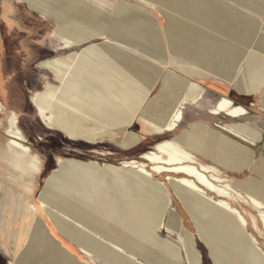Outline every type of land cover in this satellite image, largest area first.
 Segmentation results:
<instances>
[{"label": "rangeland", "instance_id": "obj_1", "mask_svg": "<svg viewBox=\"0 0 264 264\" xmlns=\"http://www.w3.org/2000/svg\"><path fill=\"white\" fill-rule=\"evenodd\" d=\"M81 1L91 7L87 9L88 11H99L100 16L96 22L106 23L112 27H117L121 24H132L135 20L141 18L155 23L159 28V33H157L162 39L161 44L160 42L157 44L161 47L159 49L156 48L158 45L153 42L151 37L144 39L143 37L139 38L138 35H129L131 37L127 36L128 39H125V41L127 40L126 42L137 46L136 50L138 52H134L129 47L121 49L117 46L121 41L111 34V36L104 35L90 44L67 50L65 49L67 39L59 33V19L39 14L23 0H1L0 105L5 108V112L0 121V205L4 206V209L0 211V264H25L26 261H29V258L25 261L30 251L27 244L22 246L19 258L15 257L17 251L16 236L19 233L18 227L21 224L19 208L31 206L33 208H29V211H33L32 215L35 216L33 218L36 219L40 215L36 207H41L40 199L47 180L54 171L60 169L59 160H76L84 163L97 162L100 165L112 164L115 166L131 160L144 162L142 157L146 153L155 151L158 144L181 138L186 143L182 149L194 155L196 164H203L213 168L226 180H239L251 185L255 181L258 186H264V102L261 101L258 95L251 98L235 94L231 86L223 79L212 78L207 75L197 77L178 73L197 87L194 89V98L185 95L174 100L175 110L180 109L183 111V120L179 124L180 127L178 126L174 133L168 134L166 127L171 125L172 115L170 118L162 120L163 134L150 133L140 123V116L143 111L151 103L156 102L162 87L164 74L167 70L176 71L174 66H172L175 65V61H184L179 56L185 59H196L199 63L207 64L206 66H210L211 71L214 73L211 74L215 76L220 75L219 77H230L237 80L243 79L249 70L248 63L252 58L262 56L258 54L259 51L256 46L259 42L258 39L262 40L264 38V8L257 7L256 0H214V2L222 6H230V10L236 12V17L244 16L243 19H246L248 23L253 24L256 28L255 31L253 30L252 36L250 35L249 43L244 48H242L245 44L243 39L239 40L237 36V38L232 37L235 39V42H232L241 44L242 49L239 51L234 49V52H238L241 55L235 61H231L229 56H226V53H219L220 47L217 40L213 44L209 37L206 38L205 34L213 30L208 28L210 27L207 21L208 16L193 10L192 8L195 6L192 7L190 5L185 9L183 4H177L175 9L177 12L181 10L180 8L185 9V12L181 15L176 14L183 19H203L198 24L192 22L193 26L196 24L205 35L204 39L199 37L198 42L194 38L184 37L183 33L175 32L174 29L176 27L173 18L175 13L172 12L174 7L169 10L167 9L168 7H165L157 0L151 2L147 0L149 3L141 0ZM120 5L127 7L123 11L124 14L121 15L118 13ZM189 8L190 10H187ZM78 15L80 18L85 19V14L80 13ZM225 16L228 17L227 14ZM176 24L179 23L176 21ZM193 26L184 25L183 27H186L187 32H194ZM130 29L139 30L138 27H131ZM213 32L215 33V31ZM218 35L221 36L220 38H227L224 32H218ZM136 38L139 40L135 41ZM175 43L178 44L176 49ZM210 44L214 47H211ZM235 44L234 48H237L238 46ZM97 45H113L125 52V56L136 57L143 61L147 60V54L152 56L159 55L158 58L166 55L164 62L169 66L163 68L152 92L145 98L146 100L144 99L142 108L140 107L134 116L129 117V119L126 118L123 123L124 116L121 114L116 117L118 121L115 120L114 116H111L106 123H100L106 128H102L99 125L97 130L84 134L83 140L72 141L61 132L47 129L38 115L35 105L38 97L45 98L47 105H54V100L46 95L45 84L50 81L56 87L62 89L56 73L45 69L44 65L49 60L51 61L61 56L66 57L72 53H82L86 51V48ZM177 53L179 56H177ZM261 59L264 60V58ZM263 85L264 81L257 92ZM262 89H264V86ZM224 98L233 101L237 106L243 107L246 115L240 119H232L227 114H222L219 117L213 115V110L217 103ZM12 112L16 114L18 126L26 138V141L21 144L29 148L28 152H24L22 148L14 147L9 143L11 139L6 132L8 119ZM51 115L58 118H67L62 111H59V113L53 111ZM82 115L86 116L84 113ZM79 126L82 128L86 127V125L80 123ZM253 135L258 136L259 140L254 138ZM134 137H138L139 140L128 143ZM200 145H206L210 149L209 156L200 153ZM219 147L222 148L220 152L218 151ZM3 149L6 153L2 152ZM35 161H38L39 171L34 170L33 164H35ZM146 169L151 171L152 166L147 164ZM168 175L172 174H155L154 177L155 180L162 183L165 190L163 201H165L167 207L163 214V221L168 224L170 219H174L177 225H172L170 229L152 228L150 233L152 240L150 242L134 234L125 222L124 225L119 220L121 214H123L122 209L116 204L121 197V192L119 191L122 188L124 197L126 195V198L142 204L144 203L143 198H139L137 195V188L139 187L128 183V181H123L121 185L111 173L104 175L106 179L105 185L104 187H102V184L100 185L95 204L88 206L87 204L93 203L90 200L85 201V204L78 201L74 202L79 205V213L82 216L77 218L72 215L70 218H80L79 220L76 219L78 221L76 222L77 226L79 224L77 229L92 238L97 245L108 249L107 243L111 242L119 247L127 248V251L124 252L116 253L115 251L114 255L110 252L115 259L122 258L119 264H189L186 249L188 242L191 243L193 251L199 257L200 264H235L241 253L237 251L232 253L231 248L235 246L234 243L231 242L229 246H222L217 237H208L207 234L209 232L206 229L212 219L205 215L202 225H197L189 210L174 193L173 187L168 181ZM95 178L85 179L82 190L87 191V193L92 192L94 185L98 181L97 177ZM230 187L235 191L233 195L244 196L243 199L241 197V202L238 200L233 201L232 207L245 216L248 221L245 232L255 238L256 247L264 252L263 224L262 222L258 223L261 229L260 233L254 231L249 215H253L258 220L259 213L252 205H248L250 202L252 204V200H256L263 204L264 207V199L256 198L245 187H237L235 185H230ZM51 196H53L51 200L46 197V202H54L52 201L54 198L61 199L64 204L68 203L66 201H72L70 200L72 196L69 193L64 194L57 190ZM204 196L213 203L218 201V198L210 192H206ZM73 199L76 198L73 197ZM244 199L251 200L248 202ZM246 201L248 203H245ZM54 204L58 205L57 202H54ZM54 204H49L48 207H51L54 212H60L58 208L61 205L56 208ZM96 206L100 210H93L92 207ZM42 211L44 210L41 208L40 213ZM40 216V222L49 230L48 235L51 243H48L51 248L47 247L51 251L54 247L63 251L66 249V251L73 253L77 257V261L80 264H116L115 261L110 263L108 259L96 257L91 252L92 257H87L80 253L75 243L55 230L51 220L44 212ZM89 218L95 224L93 229L86 227L87 223L84 222V220L87 221L86 219ZM63 219L65 222L61 221L64 224H70L66 217H63ZM88 223L93 224L92 222ZM31 229H33V226ZM78 243L81 244L82 248H85L81 242L78 241ZM207 243L219 245L220 247L216 248L221 254L212 252ZM30 252L33 253V251ZM228 252L230 253L229 255ZM22 258L24 260L19 261Z\"/></svg>", "mask_w": 264, "mask_h": 264}, {"label": "bare ground", "instance_id": "obj_2", "mask_svg": "<svg viewBox=\"0 0 264 264\" xmlns=\"http://www.w3.org/2000/svg\"><path fill=\"white\" fill-rule=\"evenodd\" d=\"M23 1H26L30 8L39 14L60 20V23H58L59 33L67 39L65 42V49L67 50L90 44L102 38L104 35L111 36V34L115 35L121 41L120 44L117 45L119 48L125 49L129 47L132 48L134 52H138L136 50L137 46H134V44L130 42H126L127 40L125 41L128 37H131L129 35H138L139 38L143 37L144 39L146 37H151L155 44L159 42L161 44L162 41L158 35V26L144 18L135 20L132 24H121L117 27H112L106 23L96 22L100 16L99 11H88L87 9L91 7H88V5L81 0ZM141 1L149 3L147 0ZM151 1L153 0H150V2ZM157 1L165 5V7H168L167 9L169 10H172V7H174L172 12L175 13L173 16L174 25L176 27L175 29L173 27L175 32L183 33L184 37L188 36L194 38L197 42L199 41V37L204 39L205 35L206 38L209 37L211 39L213 44L217 40L219 43L218 46L220 47L219 53H226V56H229L231 61H235L239 58V55H241L238 52H234V49L239 51L246 47L247 43H249V38L252 36L253 30L255 31L256 29L253 24L243 19L244 16L242 17V15H240L236 17V12L230 10V6H222L214 2V0ZM177 4H183L185 9L190 5L192 7L195 6L192 8L193 10H197V13L208 16L207 21L210 25L208 28L215 31V33L209 31V34H203V31L196 25L203 19H183L181 16H177L176 14L181 15L185 12V9L182 8L177 12L175 9ZM256 5L259 8H264V0H256ZM118 9V13L121 15L124 14L123 11L126 10L127 7L125 5H120ZM187 10H190V8ZM80 13L86 15L85 19L79 17L78 14ZM225 14H227L228 17L225 16ZM176 21L179 24H176ZM192 22L196 24L193 26ZM184 25L193 26V30L195 29L194 32H187L185 29L186 27H183ZM131 27H138L139 30H129ZM218 32H224L228 39L220 38L221 36L218 35ZM233 36H237L238 38H236L239 40L243 39L245 44L242 48L241 44L234 43L235 39L232 38ZM137 40L139 39L136 38L135 41ZM258 40L259 42L256 46L258 47L257 50L264 51V38ZM234 44L238 47L234 48ZM157 45L158 47L156 48L159 49L161 46L159 44ZM177 45L178 44L175 43V49L178 47ZM210 46L214 47L211 44ZM118 47L113 45H97L95 47L86 48V51L82 53H72L66 57L61 56L51 61L49 60V62L44 65L45 69L56 73L58 82L62 85V89H59L50 81L45 84L46 95L54 100V105H47L43 97H38L35 101L38 115L47 129L61 132L72 141L83 140L85 137L84 134H89L97 130V126L100 125L104 128L105 126L100 123H106L111 116H114L115 120L118 121L116 117L119 116L118 114H121L124 116V120H122L123 123L126 121V118L129 119V117L131 118L137 113L146 100L145 98L155 87L163 68L169 65L164 62L166 55L158 58L159 55L152 56L147 54V60L143 61L136 57L132 58L131 56H125V52L121 51ZM243 54L245 53L243 52ZM177 56H179L178 53ZM179 57L183 58L184 61H175V65L172 66H174L176 71L167 70L164 74L162 87L156 102L151 103L140 116V123H142L145 129L150 133L163 134L162 120L170 118L171 115L173 117L172 123L166 127L168 134L174 133L182 122L183 111L180 109L175 110L174 100L185 95L194 98V89L197 87L183 78L180 74L197 77L207 75L212 78L223 79L231 87L244 94L256 92L264 81V60L261 59L264 58V55L258 58H252L248 63L249 70L246 76L241 80L231 79L230 77H219L220 75L215 76L210 69L211 67L206 66L207 64L199 63L196 59ZM53 111L55 113L62 111L68 119L52 116L51 114ZM4 112L5 108L0 105V121L1 118H3ZM82 113L86 116L82 115ZM222 114H227L232 119H240L246 115V111L243 107L235 105L233 101L224 98L217 103L213 110V115L217 117ZM79 123L86 125V127H80ZM7 126L6 134L11 139L10 145L22 148L24 152H28L29 148L21 144L26 141V138L18 126L15 113H11ZM253 136L259 140L258 136ZM138 140V137H134L129 140L128 143L137 142ZM185 145L186 143L181 138H176L173 141H165L158 144L155 151L146 153L142 157L144 162L131 160L125 161L119 166L112 164L100 165L97 162L84 163L76 160H59L58 164L60 165V169L54 171L47 180L40 199V206L44 211L48 212L57 225L61 226L60 229L64 228L66 230V236L72 237L85 246V248H82V254L87 257H92L90 254L91 252L96 256L108 259L110 263H114L115 261L116 264H119L122 258L115 259L113 255L115 251L116 253L124 252L127 251V248L119 247L108 242L107 245L109 248L105 249L95 244L94 240L89 238L83 231H74L72 227H69V224L66 227L61 221V218H68V216L70 217L72 215H75L77 218L78 216H82V214L79 213V205L74 202L78 201L79 203L85 204V201L90 200L93 203L86 204L88 206H93L100 185L102 184V187L105 185L106 179L104 175L106 173H111L121 185L123 181H128V183H132L139 187H136L137 195L139 198H143L142 200H144V203L142 204H138L139 202L126 198V195L124 197L122 188L121 191H119L121 192V197L116 204L123 211L119 220L122 224L125 222L127 227L131 228L134 234L150 242V240H152L150 236L152 228L170 229L172 225H177L174 219H170L168 224L163 221V214L167 207L165 201H163L165 190L162 183L155 180L154 177L155 174L162 175L164 173H169L172 175H168V181L171 183L174 193L189 210L196 224L201 226L205 215H208L212 219V222L207 225L206 229V231L209 232L207 234L208 237H217L222 246H229L231 242L234 243L235 246L231 248L232 253L235 251L241 253L235 264H264V252L256 247L255 238L245 232V227L248 225L247 219L237 209L232 207L233 201L238 200L241 202L242 196H237L238 194L233 195L235 191L232 190L233 188H231L230 185L245 187L247 191L254 194L256 198L260 197L262 199H264V186H258L255 181H253L255 184L253 183L251 185L239 180L231 181L224 179L213 168L203 164H196L194 155L182 149ZM199 151L205 156L210 155V149L206 147V145H200ZM218 151H222V148L219 147ZM147 164L152 166L151 171L146 169ZM33 167L34 170L39 171L38 161H35ZM95 177H97L98 181L94 185L95 187L93 190L91 189L92 192L87 193V191H83V181ZM56 190L64 194L69 193V195L72 196L70 200L73 202L66 201L68 203L64 204L59 198H54V200H52L57 202L58 205H55L54 202H46V197L51 200V197H53L51 194ZM256 190L258 191L257 193ZM206 192L213 194L218 198V201L213 203L208 200L204 196ZM73 197L76 199H73ZM250 200L251 199H249V201ZM247 201L245 203L249 202ZM49 204H54L56 208L61 205L62 208H58L60 212H54L48 207ZM248 205H252L259 213L258 220L253 215H249L254 231L261 232L258 225L259 222H262V231H264L263 204H260L259 201L252 200V204L250 202ZM29 208L33 207L30 206ZM92 208L96 211L100 210L98 206ZM86 220L87 221L84 220V222L87 223L86 227L93 229V225L95 224L91 221V218ZM88 222H92L93 224L91 225ZM219 237H221V240ZM207 245L212 252L220 253L216 248L220 247L219 245L215 243H207ZM187 246L188 263L200 264L199 257L193 251L191 243L188 242ZM229 254L228 252V255Z\"/></svg>", "mask_w": 264, "mask_h": 264}, {"label": "crops", "instance_id": "obj_3", "mask_svg": "<svg viewBox=\"0 0 264 264\" xmlns=\"http://www.w3.org/2000/svg\"><path fill=\"white\" fill-rule=\"evenodd\" d=\"M258 54L264 55V51L260 50ZM262 87L260 88V90L258 92L256 91L252 94L241 93L240 91H237V89H235L233 87H231V89L233 90V92L235 94H238L240 96H248V97L254 98V96L258 95L259 98L261 99V101L264 102V98H263L264 97V89H262ZM259 94H261V95H259ZM2 152L6 153V151H4V149ZM49 208H51V207H49ZM3 209H4V206L0 205V211H2ZM36 209L40 215H42V212H44L48 216V218L51 220V224H53L55 230H57V232H59L65 238H67L70 241H72L73 243H75L77 245V247L79 248V252L81 253L82 246H81V244L78 243V241H76L72 237L66 236V233H67L66 230L64 228L60 229L61 226L56 224V222L48 214V212L42 211L40 213L41 207H36ZM19 213L21 215V219H20L21 224L18 227L19 233L16 236V250L17 251L15 254V257H17V259L20 256L19 253L21 251L22 246L27 244L30 251H33V253L29 251V255L26 256L27 258H25V261H26V259L28 260V258H29V261H26L25 264H80L77 261V257H75V255L73 253L66 251V249L63 251L62 249H55V247H54V248H52V251H51L48 248V247L51 248V246L49 244V243H51L49 241V235H48L49 230H47V228L44 226V224L42 222H40L39 218L41 216H38L36 219H34L35 216L32 215L33 211L32 210L29 211V207L28 208L27 207L19 208ZM68 218L71 219L69 216H68ZM68 218L66 220H69ZM76 219L77 218L74 217L73 219H71L72 221L71 220L68 221L70 223L69 227H72L74 231L80 232L81 230L77 229L78 226L76 224V222H78L77 220H79V219H77V220ZM61 220H63L65 222L64 219H61ZM32 226H33V229H31ZM67 226L68 225H66V227ZM72 228H70V229H72ZM0 229H1V227H0ZM61 246L63 247V245H61ZM63 248H65V247H63ZM23 260H24V258L20 259L19 261H23ZM10 264H12V263H10Z\"/></svg>", "mask_w": 264, "mask_h": 264}]
</instances>
